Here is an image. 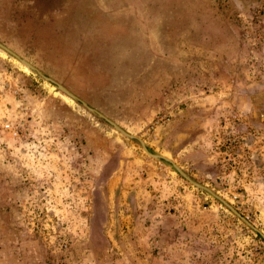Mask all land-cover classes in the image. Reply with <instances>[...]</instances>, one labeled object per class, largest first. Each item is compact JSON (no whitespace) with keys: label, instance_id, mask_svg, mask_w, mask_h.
Returning <instances> with one entry per match:
<instances>
[{"label":"rangeland","instance_id":"374dc122","mask_svg":"<svg viewBox=\"0 0 264 264\" xmlns=\"http://www.w3.org/2000/svg\"><path fill=\"white\" fill-rule=\"evenodd\" d=\"M0 43L264 235V0H0ZM263 259L222 202L0 48V264Z\"/></svg>","mask_w":264,"mask_h":264},{"label":"water","instance_id":"95a60500","mask_svg":"<svg viewBox=\"0 0 264 264\" xmlns=\"http://www.w3.org/2000/svg\"><path fill=\"white\" fill-rule=\"evenodd\" d=\"M0 48H2L3 50H5L6 52H8L10 55H12L13 57H15L16 59H18L20 62H22L25 66H27L28 68H30L31 70H33L34 72H36L37 74H39L41 77H43L44 79H46L47 81L55 84L59 90H61L64 94H66L67 96H69L70 98L80 102L85 108H87L90 112L96 114L97 116L103 118L105 121H107L109 124H111L117 131H119L120 133H122L123 135H125L126 137L133 139V140H138L144 150L152 157H154L155 159L158 160H165L169 163H171L177 170L178 172L186 179L188 180L191 184H193L194 186H196L199 189H202L206 192H208L210 195H212L214 198H216L217 200H219L220 202H222L229 210H231L237 217H239L245 224H247L249 227H251L253 230H255L256 232H258L260 235H263V233L256 229L250 222H248L233 206H231L228 202H226L224 199H222L220 196H218L214 191H212L211 189L207 188L206 186L197 183L196 181H194L193 179H191L189 176H187L173 161H171L170 159L164 157V156H160V155H155V154H151L149 152V150L147 149V147L145 146V144L143 143V141L141 139H139L136 136H133L127 132H125L121 127H119L117 124H115L113 121H111L109 118H107L106 116H104L103 114H101L99 111L95 110L94 108H91L89 105H87L85 102H83L80 98H78L77 96H75L73 93H71L69 90H67L65 87H63L62 85H60L59 83H57L55 80L47 77L43 72H41L40 70H38L35 66H33L32 64H30L29 62H27L26 60L22 59L20 56H18L17 54H15L13 51H11L9 48H7L6 46H4L3 44L0 43ZM261 264H264V259L261 262Z\"/></svg>","mask_w":264,"mask_h":264},{"label":"built area","instance_id":"2783aa9c","mask_svg":"<svg viewBox=\"0 0 264 264\" xmlns=\"http://www.w3.org/2000/svg\"><path fill=\"white\" fill-rule=\"evenodd\" d=\"M260 119H261L262 122H264V112H261V114H260ZM5 128H6V130H9V131L12 133V135H13L14 137L18 136V131H17V130H14V129L11 127V125L7 124V125L5 126ZM234 199H235V200L237 199V195L234 197Z\"/></svg>","mask_w":264,"mask_h":264}]
</instances>
